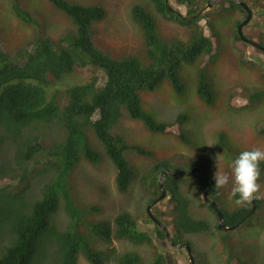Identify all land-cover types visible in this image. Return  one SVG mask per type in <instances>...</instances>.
<instances>
[{
	"label": "trees",
	"instance_id": "1",
	"mask_svg": "<svg viewBox=\"0 0 264 264\" xmlns=\"http://www.w3.org/2000/svg\"><path fill=\"white\" fill-rule=\"evenodd\" d=\"M50 1L77 27L71 45L63 44V38L36 37L27 47L10 52L0 41V264H79L80 255L91 264H105L107 259L117 264H169L154 243V238H166L161 226L153 223L146 213V221L154 224L151 235L140 229L136 219L125 210L115 216L113 224L108 219L94 220L89 213L99 208L77 203L71 189V172L82 161L93 165L101 161L102 152L89 140L92 133L102 142L116 166L117 188L128 189L136 173L127 151L131 149L148 157L153 156V151L140 143L129 142L116 131L124 116L141 121L150 131L172 133L191 142L189 133L183 128L185 113H178L172 121L158 120L142 106L139 90L154 89L167 80L175 92H184L180 66L203 57L195 73L197 94L207 103L214 101L204 68L217 58L220 47L216 32L206 34L198 23L206 9L197 17L185 19L174 11L179 10L170 0L169 6L165 0H151L165 20L186 27L189 38L183 42L162 35L143 6H132V18L141 26L145 37L148 61L143 62L135 54L114 57L96 45L94 25L106 12L102 4ZM175 1L187 7L184 15L195 14L206 3V0ZM227 1L229 4L223 7L225 11L245 12L239 2ZM16 10L22 19L34 21L29 13ZM235 40L245 43L236 29ZM90 64L104 70L102 83H98V76H93L87 82L48 96L46 87L53 81L72 72L76 66ZM261 70L264 80V64ZM263 93L264 89L251 92L248 101L253 103ZM169 166L168 160L155 161L151 165L153 180L145 186L149 192L148 201L160 194L158 175ZM263 176L264 167L258 181ZM208 180L215 192V182L211 178ZM163 183L172 201V216L167 219L166 211H161L160 216L169 232H211L209 220L194 216L191 209L198 198L201 205L213 209L203 198L206 184L185 173L168 174ZM189 185L192 194L188 193ZM213 198L228 225L252 205L251 201L240 202L238 207L227 210L220 205L219 194ZM234 198L239 199L237 195ZM254 200L258 207L260 197L255 195ZM155 205L151 207L154 213ZM113 238L151 247V260L142 262L134 249L117 251L114 246L105 250L96 247L98 241L110 243Z\"/></svg>",
	"mask_w": 264,
	"mask_h": 264
},
{
	"label": "rangeland",
	"instance_id": "2",
	"mask_svg": "<svg viewBox=\"0 0 264 264\" xmlns=\"http://www.w3.org/2000/svg\"><path fill=\"white\" fill-rule=\"evenodd\" d=\"M68 1L83 5L100 3L104 6L105 15L95 23L93 38L97 46L114 57L135 54L143 62L148 61L143 29L131 14V8L135 4L143 6L151 14L162 35L183 42L189 38L186 27L165 20L151 0ZM220 1L213 2L205 10L206 14L198 20L206 34L215 31L218 36V56L204 68L214 101L207 103L197 94L195 73L203 62V57L180 66L184 92H175L167 80L160 82L154 89L144 87L139 90L142 106L158 120L172 121L178 113H185L183 128L189 133L191 142H185L172 133L150 131L141 121L124 116L120 121L123 127L119 125L116 131L129 142L140 143L152 150L153 156L138 154L131 149L127 151L136 175L128 189L121 191L115 181V164L105 152L102 142L92 133L89 134L90 142L99 148L102 158L97 165L87 161L78 163L71 172V189L79 205H95L99 208L89 213L94 220L108 219L113 224L115 216L125 210L136 219L140 229L153 235L154 225L146 221L149 192L145 186L153 180L150 168L155 161L168 160L174 170L192 171L213 180L216 167L228 173L230 160L240 151L256 146L264 148V93L253 103L248 101L251 92L264 89L261 74L264 51L248 42L235 40V28L237 22L244 17V12L225 11L223 7L229 3L223 1L221 5ZM246 1L250 3L253 15L244 26L243 33L264 45V0ZM170 2L181 13L186 12L185 5L178 4L175 0ZM16 8L29 13L34 21L22 19ZM76 32L77 27L72 19L50 0H0V41L10 52L27 47L28 42L36 37L54 40L63 38V44L71 45ZM93 76H98V83H102L104 70L91 64L76 66L75 70L48 85L46 92L48 96L55 91L60 94L63 89L87 82ZM185 179L190 181L186 177ZM258 183L260 187L256 195L261 199L259 206L249 219L233 229H220L215 210L201 205L199 198L194 200L191 206L193 215L206 217L211 223V232L180 234L174 231L177 236L170 232L173 240H184L190 244L194 264H264V176ZM187 190L189 194L193 193L190 185ZM167 193L155 205L154 211L160 218L152 211L160 220L161 211H166L167 219L172 216V201ZM214 193L219 194L220 205L227 210L241 204L234 198L231 181L216 188ZM60 220L65 221L62 218ZM154 243L169 264H190L187 250L174 247L167 238H154ZM111 246L117 251L136 250L144 263H149L153 256L151 247L135 245L127 239L113 238L110 243L98 241L96 244L97 248L103 250ZM79 264L91 263L80 255ZM105 264L117 262L107 259Z\"/></svg>",
	"mask_w": 264,
	"mask_h": 264
},
{
	"label": "water",
	"instance_id": "3",
	"mask_svg": "<svg viewBox=\"0 0 264 264\" xmlns=\"http://www.w3.org/2000/svg\"><path fill=\"white\" fill-rule=\"evenodd\" d=\"M165 1H166L167 6H169L168 0H165ZM213 1H216V0H213ZM213 1L208 0L206 5L202 9H200L198 12H196L195 14L184 15L180 11H177V10H174V11L176 13H178L181 17L185 18V19L194 18V17H197L203 10L209 8L212 5ZM237 1L240 2V4L246 10L245 18L241 22H239L238 25H237V32H238L240 38L243 41L250 43L251 45H253L257 49H261V50L264 51V45L263 44L255 41V40H252V39H250V38H248V37H246L244 35V33L242 31V27H243L244 24H246L250 20V18L252 16V11H251V8L248 6V3H246L245 1H243V0H237ZM263 167H264V165L261 166V169ZM166 172H167V169L163 170L164 174ZM173 173L174 174L175 173L176 174L185 173V174L190 175V176L193 175L197 179H201L202 181L205 182L206 187H205V189L203 191V198H204L205 201H208L209 205L212 206L213 209L216 211V215H217V218H218V227L220 229L227 230V229L235 228L240 223L245 221L256 209V203H255V200L253 198L251 200V204H252L251 208L244 215H242L237 221H235L233 224L228 225L224 221V214L221 211V209L219 208V205H218L217 201L214 200V199H210V197H209V191L212 189V183L208 179H206V178L202 177L201 175L196 174V173H194L192 171H185V170H181V169H175V170H173ZM158 185H159V188L161 190L160 194L157 195L151 201L148 202V204L146 206L147 214L150 216V218L152 219V221L154 223L158 224L159 226H161L164 229L165 234L170 239L172 245H174L176 247L179 246V247H185L186 248L187 252L189 253L190 264H194V258H193V254L191 252L190 245L187 242L178 243V242L174 241L173 239H171V236H170V233H169L167 225L162 220H160L158 217H156L155 214L151 210L152 205L157 203L158 201H160L163 197H165L166 192H167V189H166V187H165V185L163 183V178L162 177L159 178Z\"/></svg>",
	"mask_w": 264,
	"mask_h": 264
},
{
	"label": "clouds",
	"instance_id": "4",
	"mask_svg": "<svg viewBox=\"0 0 264 264\" xmlns=\"http://www.w3.org/2000/svg\"><path fill=\"white\" fill-rule=\"evenodd\" d=\"M262 165H264V148L259 146L247 148L240 151L230 160L228 165L230 171L228 173L218 170L216 167V171L213 173L212 178L217 188L222 187L231 181L232 192L234 195L238 196V202H247L252 200L258 192L260 187L258 178Z\"/></svg>",
	"mask_w": 264,
	"mask_h": 264
},
{
	"label": "flooded vegetation",
	"instance_id": "5",
	"mask_svg": "<svg viewBox=\"0 0 264 264\" xmlns=\"http://www.w3.org/2000/svg\"><path fill=\"white\" fill-rule=\"evenodd\" d=\"M218 1H220V0H218ZM223 1H227V0H221L220 1V3L219 4H221V5H223ZM237 1V0H236ZM243 1H246V0H243ZM228 3H229V1H227ZM247 3H248V6L251 8V6H250V3L248 2V1H246ZM240 3V2H239ZM251 11H252V15H253V10L251 9ZM243 12V11H242ZM245 16H246V10H245V12H244V17L241 19V20H239L238 22H237V25H238V23L239 22H241L244 18H245ZM251 18H252V16H251ZM250 18V19H251ZM250 21V20H249ZM249 21L247 22V23H249ZM246 23V24H247ZM246 24H244L243 25V27H242V31H244V26L246 25ZM237 25H236V30H237ZM167 169V172L164 174L163 173V170H165V169H163L162 171H161V173H160V175H159V178L160 177H162L163 178V180H164V178L166 177V175H168V174H170V175H172V174H174L173 173V168L172 167H168V168H166ZM196 178V177H195ZM205 178V177H204ZM206 179H208V178H206ZM159 180V179H158ZM199 180H201V179H199ZM202 181V180H201ZM213 181V180H212ZM204 182V181H203ZM214 182V181H213ZM205 183V182H204ZM205 187H206V185L204 186V188H203V191H204V189H205ZM211 191H212V193H211ZM211 191L209 192V197H210V199H214L213 198V196L215 195V193L213 192V189H211ZM215 191V190H214ZM156 197V196H155ZM215 200V199H214ZM237 200V199H236ZM217 201V200H216ZM251 201V200H250ZM218 203V202H217ZM207 204H209L208 203V201H207ZM154 205V204H153ZM219 205V204H218ZM219 208H220V206H219ZM257 208V207H256ZM256 210V209H255ZM255 212V211H254ZM215 213H216V211H215ZM253 214V213H252ZM251 214V215H252ZM250 215V216H251ZM154 225V224H153ZM171 236V235H170ZM166 238L169 240V242H170V244H171V241H170V239L166 236ZM172 239V238H171ZM175 240V239H174ZM176 242H178V243H184V242H186V241H184V240H178V239H176ZM188 243V242H187ZM189 244V243H188ZM190 245V244H189ZM179 249H184L185 251H186V248L185 247H179V246H177ZM192 252V251H191Z\"/></svg>",
	"mask_w": 264,
	"mask_h": 264
}]
</instances>
